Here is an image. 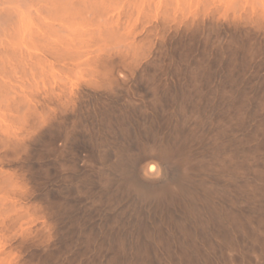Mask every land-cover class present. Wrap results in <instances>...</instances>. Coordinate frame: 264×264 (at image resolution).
Segmentation results:
<instances>
[{
  "label": "bare ground",
  "instance_id": "6f19581e",
  "mask_svg": "<svg viewBox=\"0 0 264 264\" xmlns=\"http://www.w3.org/2000/svg\"><path fill=\"white\" fill-rule=\"evenodd\" d=\"M254 59L264 0H0V264L63 224L104 264H264Z\"/></svg>",
  "mask_w": 264,
  "mask_h": 264
},
{
  "label": "rangeland",
  "instance_id": "374dc122",
  "mask_svg": "<svg viewBox=\"0 0 264 264\" xmlns=\"http://www.w3.org/2000/svg\"><path fill=\"white\" fill-rule=\"evenodd\" d=\"M257 60V59H256ZM255 59L253 60V61H251L252 63H250L244 70H243V72H241V74H240V76L239 77H237V84H238V87L242 90H247V92L249 93L250 92V94L251 95H254V94H257V95H261V93L263 92V88H264V86H263V82H264V69L262 68V66H261V68H260V66H259V64L258 63H256V62H258V60L256 61ZM214 60L213 59H210V61H208V64L209 65H211V63L213 62ZM253 62L255 63V64H253ZM214 63V62H213ZM213 63H212V65H213ZM252 64V65H251ZM211 65V66H212ZM214 66H216L215 64H214ZM214 66H212L213 67V69L215 68V69H217L218 67L216 66V67H214ZM250 66H252V67H250ZM253 66L255 67V68H253ZM257 66V67H256ZM259 67V68H258ZM257 69H259V70H257ZM251 70V71H250ZM254 72H253V71ZM261 71H263V72H261ZM247 74H245V73ZM251 73V74H250ZM257 75H259V76H257ZM263 75V76H262ZM246 76V77H245ZM252 76V77H251ZM244 77H245V79H244ZM250 77V78H249ZM241 78H242V80H241ZM253 78V79H252ZM215 79V78H214ZM249 79V80H248ZM251 79V80H250ZM245 81V82H244ZM257 82V84L255 85V83ZM259 81H260V83H259ZM252 82H255V83H253L252 84ZM261 86H260V85ZM240 85V86H239ZM242 85V86H241ZM246 86V87H245ZM242 87V88H241ZM143 88H144V90H145V92H144V90H143ZM249 88V89H248ZM142 89V90H141ZM253 89V90H252ZM138 93H139V95L140 96H142V93H143V98H141L142 99V101H144L145 102V100H146V98H145V95H146V97H148V94H147V89H145V86L144 85H140L139 86V89H138ZM141 91V92H140ZM146 93V94H145ZM148 100V99H147ZM147 100H146V102L145 103H147ZM252 108L254 107V105H252L251 106ZM252 108H250V110L252 109ZM262 111H263V113H262ZM258 115H257V117L255 118V121H257L258 120V118H259V120H262L263 119V121H264V110H258V113H257ZM261 115V116H260ZM260 116V117H259ZM257 119V120H256ZM254 123H252V124H250V125H253ZM251 128V126H249V128H248V130H251L250 129ZM48 179H41V183H40V185H39V187H38V192L39 193H49V191H50V189H51V186H50V181L48 182L47 181ZM46 181L49 183H46ZM44 183V184H43ZM44 185V186H43ZM43 186V187H42ZM41 188H42V190L44 189V191H41ZM41 191V192H40ZM73 196H76V195H73ZM73 196H71V200L73 201L72 203H73V205L75 206L74 207V209L76 210V212L74 211V215L76 214H78L76 217H78L79 219H81V217L84 215V216H86V215H90L89 217H87L88 219H86V221H85V223H87V222H89V220L91 219V220H93V221H91L90 220V222L89 223H87L86 224V226L87 225H92V224H94V223H96V222H99V216H98V214H97V217H96V213H94V212H92V211H88L89 213H87V211H86V205L85 204H83V200H82V198L81 197H77L76 196V198L74 197V198H72ZM77 200V201H76ZM78 200H79V202H78ZM76 202V203H75ZM75 203V204H74ZM84 203H85V201H84ZM79 204V205H78ZM81 205H83L82 206V208H83V210L81 209ZM79 206H80V208H79ZM77 207H78V211H77ZM85 209V210H84ZM82 211V212H81ZM84 212H86V214H83ZM91 212V213H90ZM79 213H80V215H79ZM108 213V214H107ZM106 214L107 215H109L110 214V212H107ZM95 214V215H94ZM82 215V216H81ZM94 216V217H93ZM97 218V219H96ZM83 220H85V219H83ZM88 220V221H87ZM98 220V221H97ZM96 221V222H95ZM91 222H93V223H91ZM64 223V222H63ZM84 223V222H83ZM65 225L66 224H63L62 225V228H63V230H61V231H48L47 233H49V234H47V236H46V238H45V240L47 241V243L49 244V247H48V250L49 251H47V253H49L50 255H51V260L50 261H52V263L50 262V264H60V262H61V260H62V262H61V264L62 263H66V264H68V262L70 261V258L71 259H73L74 257H76V258H74L73 260H71L70 262H72V261H74L75 260V262H73L72 264H74V263H76V264H84L85 262V264H87V263H93V262H95V264H104L105 262H101V261H105L106 260V258H107V256H109V253L108 252H106V250H104V249H101V251L100 252H102V253H99V252H97V250L95 249V248H90L89 249V251H90V253L88 252L87 253V250H84V252H83V249H85V238H83V237H85V232L86 233H94L93 231L91 232V231H89V232H87V231H77V232H75V231H69V230H67L66 228H65ZM80 234H79V233ZM83 232V233H82ZM105 232H110V231H105ZM112 232H115V231H111L110 233H112ZM121 232H123V231H121ZM84 234V236H81L82 234ZM95 233H97L96 234V237H97V239H99L98 237H99V233H100V231L98 232V231H96ZM95 233H94V235H95ZM69 234V236H71L72 237V239L69 237V236H67ZM3 236V233H1L0 234V236ZM69 238V239H71L72 241H70V240H68L67 238ZM76 238V239H74V238ZM35 239H36V237H35ZM67 239V240H66ZM74 239V240H73ZM82 239V240H81ZM67 243H66V242ZM80 241H82L83 242V245L82 244H80L81 242ZM64 242V243H63ZM71 242H73V243H71ZM75 242V243H74ZM68 243H69V245H68ZM35 245L36 244H38V243H34ZM66 244V245H65ZM32 246V249H31V251L32 252H35V253H38V255L39 256H47V253L46 254H43L42 255V253H45V252H43L42 250V253H40L41 251H39L40 250V247L38 246V245H36V246ZM51 245V246H50ZM63 245V246H62ZM84 246V247H83ZM62 247V248H61ZM66 247V249L67 250H65L64 248ZM37 248V249H36ZM39 249V250H38ZM95 249V250H94ZM35 250V251H34ZM38 250V251H37ZM104 250V251H103ZM54 252V254H52V252ZM51 252V253H50ZM57 252V253H56ZM62 254H61V253ZM82 252H83V255L84 256H82ZM94 252V253H93ZM95 252H96V254H95ZM81 255H80V254ZM105 253V254H104ZM48 254V255H49ZM87 254V255H86ZM93 254H95V255H93ZM99 254H102V257H101V255H100V257H99ZM55 255V257L53 258L52 256H54ZM58 255V256H57ZM77 255V256H76ZM80 255V256H79ZM86 255V256H85ZM104 255V256H103ZM92 256H94V257H92ZM57 257L59 258V259H57ZM73 257V258H72ZM96 258H98V260L96 261ZM99 258H102V259H99ZM105 258V259H104ZM55 259H57V260H59V261H55ZM61 259V260H60ZM68 259V260H67ZM88 259V260H87ZM90 259H92L93 260V262H92V260H90ZM100 260V261H99ZM85 261V262H84ZM59 262V263H58ZM97 262V263H96ZM123 264H125V263H123Z\"/></svg>",
  "mask_w": 264,
  "mask_h": 264
}]
</instances>
